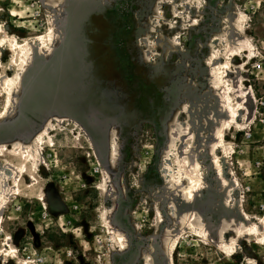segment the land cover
I'll return each mask as SVG.
<instances>
[{"label": "rangeland", "instance_id": "obj_1", "mask_svg": "<svg viewBox=\"0 0 264 264\" xmlns=\"http://www.w3.org/2000/svg\"><path fill=\"white\" fill-rule=\"evenodd\" d=\"M50 26L53 51L28 61L13 112L0 113V264H167L177 235L172 264H264V0H0V37ZM3 48L0 75L14 78L18 56ZM230 48L221 73L233 104L247 99L218 152L225 184L211 164L225 115L207 62ZM34 143L43 160L16 182L11 151ZM190 148L204 187L185 204L175 178Z\"/></svg>", "mask_w": 264, "mask_h": 264}, {"label": "bare ground", "instance_id": "obj_2", "mask_svg": "<svg viewBox=\"0 0 264 264\" xmlns=\"http://www.w3.org/2000/svg\"><path fill=\"white\" fill-rule=\"evenodd\" d=\"M239 24L241 25L240 32L242 29V19L239 20ZM53 28V29H52ZM50 26V29L48 30L47 34H40L31 38H21L19 39L15 35H11L9 33H5L3 37H0V52L5 51L3 48L4 42H9L10 50L17 54L18 56V73L15 74V77H10L5 74L0 75V83H4L5 87L8 86L7 92L5 95L6 100L1 108V114L7 116L10 115L13 112V107L11 105V95L10 90H18L20 86V75L21 72L24 71V67L27 65L28 61L32 59L34 54L37 53L45 57L47 56L48 52H52L54 48H52V42L53 37L55 35L54 27ZM241 44L247 45V38L246 36H243ZM249 44V43H248ZM250 47V46H249ZM240 52L239 48H230L227 49L225 54H220L219 52L212 51L209 58H208V65L210 67V71L212 72V82L217 89V97L219 98L220 105L222 108V113L225 115V119L222 121L223 125L222 127H219L217 132L215 133L214 140L215 144L213 145V148L211 150L212 158H211V164L216 170V173L221 175L220 177L223 178V183L226 184V178L223 175V159L225 158L224 155H218L219 153H222L225 150V130L228 128V126L231 123L238 122L240 111H243L246 106H243L242 104L247 99V97L244 95V91L239 89V95L237 97V105L233 104L231 97V92H228L230 90V85L227 82L226 76L223 75V72L221 73L222 69H227L229 66L233 64V61L238 57V53ZM35 56V57H40ZM41 57V58H42ZM2 62L0 60V66ZM229 69V68H228ZM228 73V71H226ZM237 91V90H236ZM238 92H236L237 94ZM240 99L242 101H240ZM246 104V103H245ZM238 106V107H236ZM84 129V127H82ZM85 130V129H84ZM49 131V129L47 130ZM86 131V130H85ZM87 133V132H86ZM41 137V136H40ZM176 137V135H175ZM181 141V140H180ZM192 139L188 138L185 139L184 142H191ZM2 146H0V150ZM6 153L10 152V149L7 147L5 150ZM12 155L16 158H19L22 160V164L19 167V170L17 172V176L15 177V181L17 182V179L20 176H26V168L29 165L31 169H33L39 161L43 160V155L40 153L39 145L34 143L31 146H20L16 144L14 148L11 151ZM183 156H185L187 159L181 160L180 165L178 166V172L177 176L175 178L176 187L181 189V193L184 194L183 202L185 204H191V201L193 200L194 196L200 192L203 191V172H202V165L199 162V153L196 150L190 149H184ZM226 154V152H225ZM3 155V154H2ZM211 156V155H210ZM9 167V166H8ZM8 169V168H7ZM4 170V169H3ZM164 172L166 169H163ZM167 172V171H166ZM172 174V173H171ZM102 178L105 180V183L108 182L110 179V175L103 171L101 173ZM22 178V177H21ZM11 180V176L9 174H5L3 181ZM13 180V179H12ZM31 180L33 178L31 177ZM174 181V180H173ZM17 185V184H16ZM9 193V192H8ZM7 193L6 189H4V186L2 185V182L0 181V206L2 207L4 204H7V197L9 194ZM178 198V197H177ZM5 207V206H4ZM191 208V207H190ZM2 209V208H1ZM243 219L245 226L244 233H253L256 229V223H254L250 216L245 214L244 212L240 215ZM196 214L192 211H188L185 214V224L186 226H190L192 229L195 228V225L193 222L196 220ZM106 225L111 227V233L114 235H117L115 229L109 225V221L106 222ZM197 231V230H196ZM203 235H205L206 230L203 231ZM118 240L122 244H125L127 242V238L124 235H118ZM177 236H173L171 239V242L167 244L165 247L166 257H167V264H172V253H173V246L175 245V240ZM217 244V243H216ZM217 248L219 245H217ZM230 249V248H229ZM233 249V248H232ZM226 252H230V250L227 249Z\"/></svg>", "mask_w": 264, "mask_h": 264}, {"label": "flooded vegetation", "instance_id": "obj_3", "mask_svg": "<svg viewBox=\"0 0 264 264\" xmlns=\"http://www.w3.org/2000/svg\"><path fill=\"white\" fill-rule=\"evenodd\" d=\"M119 23L120 24H123V20H121V18H120V21H119ZM107 46H109L108 44H107ZM111 50V49H110ZM113 50V49H112ZM114 81V80H113Z\"/></svg>", "mask_w": 264, "mask_h": 264}, {"label": "water", "instance_id": "obj_4", "mask_svg": "<svg viewBox=\"0 0 264 264\" xmlns=\"http://www.w3.org/2000/svg\"><path fill=\"white\" fill-rule=\"evenodd\" d=\"M23 97V96H22Z\"/></svg>", "mask_w": 264, "mask_h": 264}]
</instances>
